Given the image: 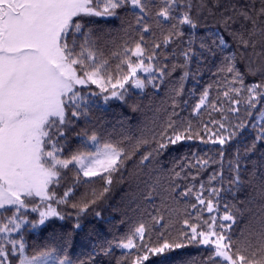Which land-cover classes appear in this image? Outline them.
Listing matches in <instances>:
<instances>
[{"label":"snow or ice","instance_id":"snow-or-ice-1","mask_svg":"<svg viewBox=\"0 0 264 264\" xmlns=\"http://www.w3.org/2000/svg\"><path fill=\"white\" fill-rule=\"evenodd\" d=\"M206 14H218L243 71L234 54L223 55L220 34L193 32L185 39L184 27L197 29ZM94 17L121 19L117 37L85 19ZM217 51L216 78L191 113L206 111L208 120L194 125L179 119L177 98L193 57ZM178 68L179 87L169 93L172 112L159 128L134 144L127 137L101 143L95 133L87 139L86 132L75 133L80 145L69 150L73 126L100 101L126 103L131 90L159 89ZM245 133L251 142L229 157V147ZM193 140L211 147L194 152L179 170L158 166L170 147ZM97 180L101 191L77 198L80 186ZM114 182L127 185L136 216L116 243L124 250L117 264H146L188 245L207 252L201 264H264V0H0V264H72L66 250L29 253L22 230L63 221L72 215L66 208L76 210L78 229L79 218Z\"/></svg>","mask_w":264,"mask_h":264},{"label":"trees","instance_id":"trees-1","mask_svg":"<svg viewBox=\"0 0 264 264\" xmlns=\"http://www.w3.org/2000/svg\"><path fill=\"white\" fill-rule=\"evenodd\" d=\"M222 2L227 3L228 0H222ZM239 2L242 3L243 0H239ZM85 19L97 21L92 27L104 34H110L109 38L117 37L122 25V20L118 18L94 17ZM218 21V14L202 16L200 27L197 29L184 27L185 39L190 38L193 32L197 37L203 36L207 32L220 34L226 41L222 50L223 55L234 54L240 61L238 67L243 71L245 64L244 61L240 60L237 45ZM123 23L126 26L127 22L124 21ZM193 47L199 52V41ZM167 51H171V49ZM105 55H108L107 49H105ZM221 58L220 51H217L215 55L205 52L202 57H193L189 65L191 73L183 81L182 95L177 98L179 107L175 111L179 113V119L186 121L191 118L194 125L208 120L206 111L202 112L199 117H193L191 115L192 107L198 101L204 88L216 78L213 74L216 72ZM169 63L171 64V61ZM182 72L183 70L178 68L164 80L159 89L148 88L143 93L138 90H131L126 103L113 100L105 105L100 101L98 107L89 113L87 120L81 119L73 126L72 132L69 133V150H75L80 145L81 137L75 133L86 132L83 139H87V136L95 133L101 143L109 140L118 142L127 137L129 138L128 143L134 144L137 137L142 134H149V130L159 128L172 112L169 93L171 89L179 87ZM253 79L248 77V82H252ZM212 95H216L215 86ZM185 100L188 101L187 104L183 103ZM134 108L136 110H133ZM173 118L176 119V117ZM250 142L251 136L245 133L242 139L229 147L228 156L230 157L237 147L243 154L244 146ZM209 147L211 146L204 145L198 140L185 141L174 148L170 147L159 156L158 166L165 172L173 168L179 170V165L188 163L194 152L197 155H203ZM143 151L142 149L131 161L127 162V172H131L135 168ZM256 158V155L252 157V159ZM248 167L250 169L251 164ZM71 178L72 173H68L69 183ZM203 179L206 180L207 175H204ZM93 188L101 191L102 181L97 180L94 184L80 186L77 189V198L86 191L90 193ZM63 190L61 188L59 191L62 193ZM127 193L126 184L114 182L112 190L106 194V198L79 218L80 227L78 229L73 227L77 223L76 210L66 208L65 213L71 212L72 215L65 220L52 219L36 230H22L29 253L36 248H55L58 251L66 250L72 264H117V260L120 259L124 250L116 247V243L127 233L136 219L135 214L128 206ZM97 211L101 213L99 217L95 215ZM29 215L30 219L35 218V214ZM105 250H108L107 255ZM61 254L64 252L61 251ZM206 255L207 252L202 247L188 245L165 252L160 256H151L146 264H201L202 257Z\"/></svg>","mask_w":264,"mask_h":264},{"label":"rangeland","instance_id":"rangeland-1","mask_svg":"<svg viewBox=\"0 0 264 264\" xmlns=\"http://www.w3.org/2000/svg\"><path fill=\"white\" fill-rule=\"evenodd\" d=\"M93 88H94V86H93ZM133 90H135V89H133ZM36 230V229H35Z\"/></svg>","mask_w":264,"mask_h":264}]
</instances>
